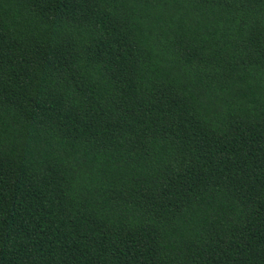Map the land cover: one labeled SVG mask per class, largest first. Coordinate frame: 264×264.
<instances>
[{"label":"trees","instance_id":"1","mask_svg":"<svg viewBox=\"0 0 264 264\" xmlns=\"http://www.w3.org/2000/svg\"><path fill=\"white\" fill-rule=\"evenodd\" d=\"M0 264H264V0H0Z\"/></svg>","mask_w":264,"mask_h":264}]
</instances>
